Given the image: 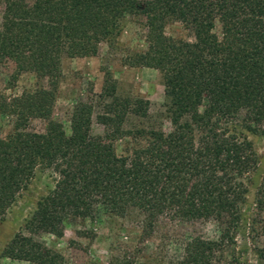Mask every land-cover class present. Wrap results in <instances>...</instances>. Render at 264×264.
I'll return each mask as SVG.
<instances>
[{
  "label": "trees",
  "instance_id": "trees-1",
  "mask_svg": "<svg viewBox=\"0 0 264 264\" xmlns=\"http://www.w3.org/2000/svg\"><path fill=\"white\" fill-rule=\"evenodd\" d=\"M0 12V69L13 68L10 85L24 72L40 81L0 106L15 117L14 132L0 137V223L38 169L54 182L26 221L28 235L16 234L3 255L63 264L35 236L61 238L74 220L135 214L146 235L163 219L214 224L216 238H191L178 264H244L237 236L260 164L251 137L264 136V0H0ZM131 16L144 21L148 48L126 65L161 73L164 110L153 115L149 100L121 96L106 70L102 93L75 106L68 134L52 119L62 60L114 45ZM170 21L194 40L168 37ZM33 119L47 122L44 133L28 131ZM125 137L135 148L119 156L115 142ZM254 204L249 237L264 264V174Z\"/></svg>",
  "mask_w": 264,
  "mask_h": 264
},
{
  "label": "rangeland",
  "instance_id": "rangeland-1",
  "mask_svg": "<svg viewBox=\"0 0 264 264\" xmlns=\"http://www.w3.org/2000/svg\"><path fill=\"white\" fill-rule=\"evenodd\" d=\"M143 24L142 19L128 17L114 45L102 44L95 56L62 60V76L52 119L60 123L68 134H71L70 118L75 106L82 101L94 100V95L102 93L106 70L113 73L121 96L149 100L153 115L164 110L166 96L161 73L152 68L126 65V60L148 48L147 29ZM1 25L0 12V28ZM163 30L168 37L174 39L194 40L192 31L178 21L166 23ZM216 33L221 34L220 25L217 26ZM13 72V68L0 69V106L25 91H34L40 84L35 73L24 72L15 84L10 85ZM95 104L96 112H101L100 101H95ZM135 123L132 120L128 126ZM164 126L166 130L170 128L166 119ZM46 128L47 122L40 119H33L28 125V131L35 133H44ZM14 130L15 117L0 110V137L5 139ZM104 131V126L94 119L93 133L102 135ZM251 139L258 152L260 164L258 170L252 174L251 191L243 207V220L237 236V254L244 264H259L257 252L249 237V222L254 211L256 190L264 174V136L255 135ZM134 148L135 143L128 137L115 142V150L119 156L130 155ZM53 184L52 172L38 169L29 187L20 194L5 220L0 223V264H35L10 259L3 252L16 234L23 231L28 235L25 231L26 221ZM216 236L217 229L214 224L170 219H163L151 235H146L139 216L131 214L118 217L104 214L70 222L61 238L47 233L35 237L59 253L63 257V264H178L186 243L191 238L214 239Z\"/></svg>",
  "mask_w": 264,
  "mask_h": 264
}]
</instances>
